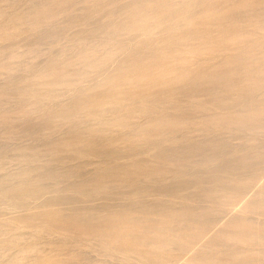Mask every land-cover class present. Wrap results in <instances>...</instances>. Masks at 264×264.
I'll use <instances>...</instances> for the list:
<instances>
[{
  "label": "rangeland",
  "instance_id": "rangeland-1",
  "mask_svg": "<svg viewBox=\"0 0 264 264\" xmlns=\"http://www.w3.org/2000/svg\"><path fill=\"white\" fill-rule=\"evenodd\" d=\"M263 209L264 0H0V264H264ZM123 212L145 243L82 229Z\"/></svg>",
  "mask_w": 264,
  "mask_h": 264
},
{
  "label": "bare ground",
  "instance_id": "bare-ground-1",
  "mask_svg": "<svg viewBox=\"0 0 264 264\" xmlns=\"http://www.w3.org/2000/svg\"><path fill=\"white\" fill-rule=\"evenodd\" d=\"M233 3V2H232ZM189 5V4H188ZM190 7V6H189ZM152 16V15H151ZM151 16H150V18H151ZM147 19V18H146ZM148 21V20H147ZM143 22V21H142ZM226 24V23H225ZM135 25V24H134ZM137 26V25H136ZM260 30V29H259ZM247 34V33H246ZM170 41H165V46L168 48V47H170V43H169ZM148 46V45H147ZM215 46V45H214ZM149 49H151L152 50V47L151 46H149ZM152 51H154V50H152ZM211 51V50H210ZM141 52V51H140ZM140 52H138L136 55H137V57L134 59L135 61H133L134 63H133V65H132V67L129 69V71L128 72H130V71H133V70H136V72H135V76H137L136 74H138L139 73V71H141V70H144L142 67H144L147 63H145L146 61H145V59L142 57V53H140ZM155 52H156V50H155ZM169 52V51H168ZM171 52V51H170ZM140 53V54H139ZM172 53V52H171ZM212 53V52H211ZM150 54V53H149ZM157 54H160V53H157ZM167 54V53H166ZM263 54V53H262ZM134 55H135V53H134ZM197 55V54H196ZM157 56V55H156ZM161 56V55H160ZM163 56V55H162ZM153 57H154V55H153ZM162 58V57H161ZM156 59H157V57H156ZM163 59H164V56H163ZM131 60V59H130ZM149 60V59H148ZM152 60V59H151ZM154 60V59H153ZM161 60V59H160ZM129 61V60H128ZM130 62V61H129ZM128 62V63H129ZM150 62V61H149ZM157 63V62H156ZM179 63V62H178ZM151 64V63H150ZM162 64V63H161ZM165 64V63H164ZM223 64V63H222ZM52 66V65H51ZM162 66V65H161ZM123 67V66H122ZM152 67H153V65H152ZM156 67V66H155ZM54 68V67H53ZM48 69V68H47ZM49 69H50V67H49ZM125 69V68H124ZM141 69V70H140ZM148 69V68H147ZM169 69V68H168ZM53 70V69H52ZM146 70V69H145ZM149 70V69H148ZM153 70V69H152ZM154 70H156V69H154ZM248 70V69H247ZM50 71V70H49ZM54 71V70H53ZM53 71H51L49 74H48V76H51V75H53L54 74V72ZM173 71L174 70H172V73H173ZM245 71V70H244ZM252 71V70H251ZM262 71V70H261ZM47 73H48V71H46ZM147 72H149V71H147ZM161 72V71H160ZM201 72V71H200ZM234 72V71H233ZM254 72V71H253ZM263 72V71H262ZM60 73V72H59ZM119 73V72H118ZM133 73H134V71H133ZM184 73H186V72H184ZM245 73V72H244ZM247 73H248V71H247ZM246 73V74H247ZM131 74V73H130ZM144 74V73H143ZM150 74H152V72H150ZM167 74V73H166ZM200 74V73H199ZM240 74H241V72H240ZM243 74V73H242ZM245 74V75H246ZM42 75H44V74H42ZM64 75V74H63ZM127 75V74H126ZM131 75H133V74H131ZM139 75V74H138ZM144 75H146V74H144ZM147 75H148V73H147ZM153 75V74H152ZM168 75V74H167ZM187 75V74H186ZM224 75V74H223ZM235 75V74H234ZM237 75V74H236ZM250 75V74H249ZM253 75V74H252ZM55 76H61V74L60 75H56L55 74ZM121 76V75H120ZM127 76H129V75H127ZM142 76V75H141ZM151 76V75H150ZM157 76V75H156ZM62 77V76H61ZM133 77V76H132ZM147 77V76H146ZM155 77V76H154ZM158 77V76H157ZM157 77H155V78H157ZM174 77V76H173ZM184 77V76H183ZM201 77V76H200ZM203 77V76H202ZM129 78H131V76H129V77H127V79H129ZM134 78V77H133ZM152 78V77H151ZM180 78V77H179ZM214 78V77H213ZM251 78V77H250ZM252 78H253V76H252ZM54 79V78H53ZM142 79V78H141ZM237 79V78H236ZM241 79V78H240ZM52 80V79H51ZM50 80V81H51ZM115 80V79H114ZM147 80H148V78H147ZM157 80V79H156ZM200 80V79H199ZM206 80V79H205ZM132 81V80H131ZM146 81V80H145ZM160 81V80H159ZM174 81V80H173ZM201 81V80H200ZM242 81V80H241ZM262 81V80H261ZM54 82V81H53ZM139 82V81H138ZM141 82V81H140ZM154 82H157V81H154ZM153 82V83H154ZM163 82V81H162ZM152 83V84H153ZM252 83V82H251ZM127 84H128V82H127ZM130 84V83H129ZM142 84H144V82L142 83ZM141 84V86H143ZM174 84V83H173ZM188 84V83H187ZM191 84V83H190ZM202 84H203V82H202ZM123 85H124V83H123ZM150 85V84H149ZM161 85H162V83H161ZM198 85V84H197ZM206 85V84H205ZM127 86V85H126ZM134 86V85H133ZM194 86V85H193ZM201 86V85H200ZM105 87V86H104ZM109 87V86H108ZM145 87V86H144ZM187 87V86H186ZM211 87V86H210ZM214 87V86H213ZM212 87V88H213ZM225 87V86H224ZM127 88V87H126ZM141 88V87H140ZM148 88V87H147ZM154 88H156L155 86H154ZM153 88V89H154ZM167 88V87H166ZM173 88V87H172ZM195 88V87H194ZM202 88H203V86H202ZM211 88V89H212ZM101 89V88H100ZM106 89V88H105ZM139 89V88H138ZM186 89V88H185ZM191 89V88H190ZM201 89V88H200ZM206 89H208V88H206ZM235 89V88H234ZM120 90V89H119ZM135 89H133V90H127V94H128V99H131V100H137L138 99V101L140 100H142V101H150L151 100V102H155V104L156 105H163V104H165L166 102H169L170 100L169 99H166L165 97H163L162 95H158V96H152L151 94H145L144 93V90L146 91L147 89L145 88L144 90L142 89L141 91L139 90V91H134ZM174 90V89H173ZM197 90V89H196ZM202 91L204 90V88L203 89H201ZM124 91V90H123ZM172 91V90H171ZM207 91V90H206ZM211 91V90H210ZM209 91V92H210ZM147 92V91H146ZM173 92V91H172ZM212 92V91H211ZM213 92H214V90H213ZM118 93V92H117ZM187 93V92H186ZM195 93H196V91H195ZM201 93V92H200ZM226 93V92H225ZM106 94V95H105ZM119 94V93H118ZM123 93H122V90H121V94L120 95H122ZM178 94V93H177ZM192 94V93H191ZM210 94V93H209ZM217 94V93H216ZM219 94V93H218ZM105 95V96H104ZM120 95H117V96H120ZM123 95H125V94H123ZM151 95V96H150ZM154 95V94H153ZM156 95V94H155ZM169 95H171V94H169ZM212 95V94H211ZM215 95V94H214ZM213 95V96H214ZM220 95V94H219ZM104 96V97H103ZM209 96V95H208ZM218 96V95H217ZM221 96V95H220ZM219 97V96H218ZM236 97V96H235ZM97 98H100V99H103V100H105V102H113V101H115L116 100V94L115 93H113L112 91H111V89L109 90V91H107V93H103V95H100V96H97ZM165 98V99H164ZM172 98V97H171ZM210 98V97H209ZM82 98H80V100H81ZM223 99V98H222ZM221 99V100H222ZM229 99V98H228ZM79 100V101H80ZM166 100H168V101H166ZM212 100V99H211ZM210 100V101H211ZM86 101V100H85ZM99 101V100H98ZM215 101V100H214ZM219 101V100H218ZM230 101V100H229ZM83 102H84V100H83ZM96 102V100L94 101V103ZM103 102V101H102ZM134 102V101H133ZM225 102V101H224ZM98 103V102H97ZM115 103V102H114ZM179 103V102H178ZM216 103V102H215ZM75 104V103H74ZM105 104V103H104ZM220 104V103H219ZM94 104H92V106H93ZM166 105H168V104H166ZM216 105H217V103H216ZM84 106H86V105H84ZM223 106H224V104H223ZM82 107V106H81ZM94 107L95 108H97L95 105H94ZM102 107V106H101ZM156 107V106H155ZM159 107V106H158ZM75 108V107H74ZM230 108H231V106H230ZM99 109V108H98ZM254 109V108H253ZM252 109V110H253ZM251 110V109H250ZM74 111V110H73ZM69 113V112H68ZM75 114H76V111H75ZM233 116V115H232ZM254 116V115H253ZM128 117V116H127ZM228 117V116H227ZM226 117V118H227ZM245 117H246V115H245ZM255 117V116H254ZM125 118V117H124ZM129 118H130V116H129ZM129 118H127V119H129ZM172 118H175V117H172ZM236 118V117H235ZM239 118V117H238ZM242 118H244V117H242ZM241 118V119H242ZM248 118H250V117H248ZM257 118V117H256ZM170 119V118H169ZM121 120H124L123 118H121L120 119V121ZM168 120V119H167ZM171 120H174V119H171ZM176 121H177V119H175ZM180 120V119H179ZM218 120V119H217ZM226 120H228V119H226ZM235 120V119H234ZM244 120H245V118H244ZM160 121V120H159ZM163 121H166V120H163ZM219 121H220V119H219ZM123 123H124V121H122ZM120 123V125L121 124H123V123ZM158 122V121H157ZM156 122V123H157ZM162 122V121H161ZM166 122H169V120L168 121H166ZM174 122V121H173ZM179 122V121H178ZM178 122H177V125H176V122H174L175 123V126L177 127L178 126ZM181 122H183V121H181L180 120V124H181ZM235 121H233V123H234ZM238 122V121H237ZM248 122V121H247ZM246 122V123H247ZM171 122H169V124H170ZM222 123V122H221ZM233 123H232V125H233ZM152 124V123H151ZM155 124V123H154ZM159 124V126H160V123H158ZM228 124V123H227ZM231 124V123H230ZM153 125V124H152ZM237 125H238V123H237ZM150 126V125H149ZM154 126V125H153ZM156 126H157V124H156ZM162 126V125H161ZM236 126V125H235ZM164 127H165V125H164ZM163 127V128H164ZM168 127H169V125H168ZM171 127V126H170ZM152 128V127H151ZM157 128V127H156ZM159 128H161V127H159ZM241 128V127H240ZM165 129V128H164ZM162 130V129H161ZM146 131V130H145ZM142 132H144V131H142ZM145 135V134H144ZM76 138V137H75ZM74 145H76V144H74ZM73 147V146H72ZM71 147V148H72ZM201 146H199V148H200ZM213 148H214V146H213ZM219 148V147H218ZM194 149V148H193ZM201 149H203L202 147H201ZM190 150L192 151V149L190 148ZM189 150V151H190ZM195 150H196V147H195ZM205 150V149H204ZM199 151H200V149H199ZM188 152V150H186V152H184V153H187ZM198 152V151H197ZM219 152V151H218ZM167 153V152H166ZM165 153V154H166ZM171 153V152H170ZM189 153H192V152H188L187 154L189 155ZM204 153V152H203ZM215 153H216V151H215ZM164 154V155H165ZM168 154V153H167ZM166 154V155H167ZM177 154V153H176ZM196 154V153H195ZM161 155L163 156V158H165L166 159V157H164V155L163 154H159V158H161ZM170 155V154H169ZM168 155V156H169ZM171 155H173L174 156V153H172ZM171 155H170V157H171ZM187 155V156H188ZM214 155V154H213ZM167 156V158H169ZM191 156V155H190ZM155 157V156H154ZM216 157H218V153H217V156ZM162 158V159H163ZM257 158V157H256ZM197 159V158H196ZM167 160V159H166ZM244 162V158H242L240 161H237L236 163H234V162H227V164H225V169L224 170H226V171H228V170H230V169H232V168H234V169H238L239 168V164H241V163H243ZM245 164H247L246 163V161L244 162ZM242 165H240V167H241ZM248 166V165H247ZM161 168V167H160ZM150 169V168H149ZM154 169V168H153ZM158 169V168H157ZM162 169H163V167H162ZM146 170H147V168H146ZM155 170V169H154ZM150 171H152L153 172V170H150ZM156 171V170H155ZM163 171V170H162ZM147 172V171H146ZM156 172H158V171H156ZM155 172V173H156ZM159 173H162V172H159ZM158 173V174H159ZM149 176V175H148ZM97 182H100V181H98L97 180ZM101 184V183H100ZM15 192H32V190L30 189V188H28V187H26V186H21V187H18L17 189H14V188H12ZM237 188H233V190H236ZM216 191V190H215ZM214 190L211 192V190L210 191H207V192H204V194H203V196L205 197V198H209V199H212L213 198V195H214ZM230 192V191H229ZM33 193V192H32ZM213 193V194H212ZM8 195V194H7ZM214 197H215V195H214ZM216 198V197H215ZM236 199V198H235ZM234 199V200H235ZM184 202H187L188 200L187 199H184L183 200ZM193 200H191V202H192ZM222 202V204H229L230 206H234L235 204H236V202L235 201H233V202H228V201H221ZM249 204V203H248ZM254 206H255V204H254ZM258 207V206H257ZM247 208V207H246ZM256 208V207H255ZM258 209V208H257ZM250 210V209H249ZM147 211V210H146ZM144 212H145V210H144ZM143 212V213H144ZM255 212V211H254ZM263 212H264V209H263ZM261 213H262V211H261ZM131 214V213H130ZM142 214V213H141ZM160 214V213H159ZM44 217H46V218H48V219H51V220H56L57 219V215H56V213H54V212H52V211H46V212H44L43 214H42ZM133 215V214H132ZM191 215V213L189 212V210H187L184 214H183V216H184V218H185V221H187V222H190V221H192V219H190V216ZM117 217H113L114 219H106V220H103L102 222H101V224H98V223H96V222H83V224H82V229L83 230H90V234H92V233H97V232H99L100 233V231H107L108 229H109V227L111 226V224L113 223L114 225H116L117 227H121V228H124V229H122V230H118V231H114L113 229V231H108L107 232V234H108V236L110 237V238H112V239H114V240H117V239H120V241H121V243H123L124 245H122V248H124L123 246H125L129 241H135L136 243H139V244H141V243H145L146 242V240H145V242H144V240L140 237V236H138V235H136L137 233H132V231H131V227H132V222H133V219H134V216H133V219H132V217L130 216V215H128V213H125V212H123L122 214H119V215H116ZM161 216V215H160ZM163 216V215H162ZM162 216H161V218H162ZM180 216V215H179ZM192 216V215H191ZM166 217V216H165ZM181 217V216H180ZM164 218V217H163ZM167 218V217H166ZM183 218V217H182ZM61 219V218H60ZM136 219V218H135ZM151 219V218H150ZM168 219V218H167ZM152 220H154V219H152ZM237 220V219H236ZM239 220V219H238ZM164 221H165V219H164ZM195 221V220H194ZM198 221V220H197ZM201 221V220H200ZM207 221V220H206ZM241 221V220H240ZM134 222H135V220H134ZM133 222V223H134ZM144 222V221H143ZM154 222V221H153ZM166 222V221H165ZM164 222V223H165ZM174 222H177L174 218H169L168 220H167V223H169V224H173ZM184 222V221H183ZM70 224H74V223H79L76 219L75 220H72V221H70L69 222ZM96 223V224H95ZM206 223V222H205ZM241 223V222H240ZM246 223V222H245ZM201 224V223H200ZM136 225V224H135ZM134 225V226H135ZM163 225V228H164V230H166L165 229V225L164 224H162ZM199 225V224H198ZM233 225H235V224H233ZM251 225V224H250ZM80 226H81V224H80ZM171 226V225H170ZM238 226V225H237ZM155 227H157V226H155ZM167 227V226H166ZM189 227V226H188ZM205 227V226H204ZM203 227V228H204ZM232 227V226H231ZM236 227V226H235ZM239 227V226H238ZM136 228V227H135ZM187 228V227H186ZM195 228H196V225H195ZM159 229V228H158ZM178 229V228H177ZM201 229H202V227H201ZM200 229V230H201ZM205 229V228H204ZM203 229V230H204ZM161 230V229H160ZM163 230V231H164ZM170 229H168L167 230V232L169 233L170 231H169ZM179 230V229H178ZM199 230V229H198ZM199 230V231H200ZM88 232V231H87ZM135 232H137V231H135ZM165 232V231H164ZM167 232H166V234H167ZM172 232V231H171ZM179 232H181V231H179ZM178 233V232H177ZM198 233V232H197ZM87 234V233H86ZM89 234V235H90ZM161 234H163V233H161ZM160 234V235H161ZM165 234V233H164ZM163 234V235H164ZM176 234V233H175ZM179 235H180V233H178ZM178 234H176V235H178ZM80 235V234H79ZM94 235V234H93ZM99 235V234H98ZM97 235V236H98ZM103 235H106V234H104V232H103ZM159 235V234H158ZM169 235H171V234H169ZM187 235V234H186ZM185 235V236H186ZM195 234H193V236H194ZM231 235V234H230ZM247 235V233L246 232H239V233H237V235H234V236H228L229 237V239H231V240H234V241H243V240H246V239H244L245 238V236ZM263 235V234H262ZM261 235V236H262ZM173 236V235H172ZM181 236H183V235H181ZM190 236V235H189ZM250 236V239H249V241H252V242H255L256 241V238H258L259 236H257L256 234H254V235H247V237H249ZM260 236V237H261ZM101 237V236H100ZM159 237V236H158ZM167 237V236H166ZM184 237V236H183ZM194 237H196V236H194ZM197 237H198V234H197ZM196 237V238H197ZM146 238H147V236H146ZM163 238H164V236H163ZM177 238V237H176ZM179 238L181 239V237L179 236ZM186 238V237H185ZM190 238V237H189ZM191 238H193V237H191ZM197 239H199V237L197 238ZM243 239V240H242ZM107 240V239H106ZM157 240H159V238L157 239ZM164 240V239H163ZM166 240V239H165ZM248 240V239H247ZM246 240V242H249V241H247ZM255 240V241H254ZM260 240V239H259ZM169 241H171V240H169ZM168 241V242H169ZM183 241H185V240H183ZM188 241V240H187ZM158 242V241H157ZM194 242H195V240H194ZM131 243V242H130ZM160 243V242H159ZM170 243V242H169ZM172 243H174L175 244V242H172ZM192 243V242H191ZM251 243V242H250ZM146 244H148V242L146 243ZM153 244V243H152ZM152 244H150V245H152ZM156 244H158V243H156ZM189 244H190V242H189ZM131 245H132V243H131ZM163 245V244H162ZM165 245H167V244H165ZM170 245V244H169ZM185 245V244H184ZM115 246H117L116 244H115ZM142 246H144V245H142ZM149 246V245H148ZM160 246V245H159ZM176 246H179V245H177L176 244ZM185 246H187V245H185ZM158 247V246H157ZM162 247V246H161ZM187 248V247H186ZM131 249V248H130ZM133 249V248H132ZM137 249V251H138V248H136ZM140 249V248H139ZM124 250H126V249H124ZM128 250V249H127ZM144 250V249H143ZM142 250V251H143ZM155 251H156V249H155ZM132 252H134V251H132ZM136 252V251H135ZM165 252V251H164ZM141 253V252H140ZM153 253V252H152ZM139 254V253H138ZM156 254H158V253H156ZM234 254H238V253H234ZM154 255V254H153ZM233 254H231V256H232ZM150 256V255H149ZM200 256V255H199ZM234 256V255H233ZM145 257V256H144ZM146 257H147V255H146ZM244 258V257H243ZM197 259V258H196ZM212 259V258H211ZM197 260H200L199 258L197 259ZM202 260V259H201ZM241 260V259H240ZM245 260H246V258L245 259H243V261H240V262H238V263H236V264H245ZM203 261V260H202ZM207 261V260H206ZM210 262H209V264H215V259L212 261V260H209ZM48 262V261H47ZM52 263V262H51ZM207 263V262H206ZM250 263V262H249ZM218 264H220L219 262H218ZM251 264V263H250ZM253 264H254V262H253Z\"/></svg>",
  "mask_w": 264,
  "mask_h": 264
}]
</instances>
